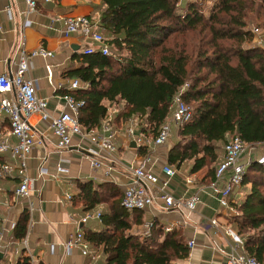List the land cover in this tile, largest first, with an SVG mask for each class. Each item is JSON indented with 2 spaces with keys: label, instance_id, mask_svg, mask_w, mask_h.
Listing matches in <instances>:
<instances>
[{
  "label": "trees",
  "instance_id": "16d2710c",
  "mask_svg": "<svg viewBox=\"0 0 264 264\" xmlns=\"http://www.w3.org/2000/svg\"><path fill=\"white\" fill-rule=\"evenodd\" d=\"M99 1V24L110 36L111 54L74 52L76 64L65 72L87 83L67 92L83 101L77 117L85 131L101 128L109 106L124 111L113 116L114 127L134 115L142 134L155 136L172 112L174 95L188 83L181 98L191 106V117L177 125L168 164L192 161L191 172L206 166L214 178L220 146L230 135L237 134L246 147L264 146V49L248 46L252 33L246 28L247 17L255 10L259 15L264 0H217L208 17L196 1L182 6L178 0ZM260 23L264 26V16ZM197 29L199 39H188ZM176 34L179 38L170 43ZM246 184L249 193L235 205L237 214L230 220L243 252L264 264V166L255 159L243 173ZM76 185L73 200L84 211L104 205L98 229L83 231L104 264H173L187 256V245L174 232L153 226L149 236L131 234L143 210H126L123 192L113 183L84 180ZM27 221L23 210L14 238L25 236ZM14 264H30V259L21 256Z\"/></svg>",
  "mask_w": 264,
  "mask_h": 264
},
{
  "label": "crops",
  "instance_id": "0c3cea01",
  "mask_svg": "<svg viewBox=\"0 0 264 264\" xmlns=\"http://www.w3.org/2000/svg\"><path fill=\"white\" fill-rule=\"evenodd\" d=\"M36 2L35 11L26 13L23 0H0V73L15 72L21 51L30 52L40 46L50 50V57L32 58L27 77L33 80L36 95L46 100L47 110L52 115H58L69 112L64 95L68 94L70 81L76 78L67 77L65 72L72 64H76L72 60V54L81 53L89 43L78 34L65 36L62 33L63 19L88 14L100 16L102 4L99 0ZM107 112L111 114V118L118 114L116 109L109 106ZM30 120L39 132V143L33 145L26 158L27 173L35 177L34 188L27 199L16 200L14 195L20 181V174L17 172L19 162L8 152L0 153V162L10 163L15 168L11 175L0 178V237L3 244L0 249V264H14L21 256L29 257L32 264H104L100 250L93 251L90 246L89 253L83 255L77 246L70 250L64 246L77 229H98L99 219L91 218L84 223L80 219L87 213L96 214L104 209L101 204L90 211H84L80 204L74 202L77 181L111 182L123 192L132 182L127 167L138 166L143 162L146 169L151 170L159 179H166L161 168L163 165H170L168 151L178 140L177 126H172L175 136H170L171 139L169 137L163 146H154L151 141L133 145L132 136L125 130V119L120 121L119 126L115 127L118 132L116 149L112 153L102 152L100 160L104 164L103 168L96 169L92 167L86 154L88 148L95 147L89 138L73 135L71 146L59 150L49 128V121L35 122L36 117H31ZM135 128V136L153 137L142 134L137 118ZM94 135L97 136V131H94ZM2 141L14 144L17 139L10 133L7 118L0 113V143ZM256 147L263 150V146H248L240 161L245 163L259 158L262 151H256ZM222 158L223 146H220L218 161ZM58 163L66 170L57 171ZM191 165L192 161L188 160L178 166L171 165L176 172L168 180L167 191L182 200L197 195L195 208L188 210L183 207L178 212L165 209L162 202L156 199L152 206L141 212V221L133 223L129 232L145 235L143 224L152 221L153 226L161 227L163 232H174L186 245L188 240L194 241L192 247L187 246V256L177 259L173 264H227L226 254L233 240L226 234V230L231 229L237 233L230 220V216L237 214V211L231 213L221 207L210 184L216 181L218 188L223 187L230 171L215 180V176L211 178L208 174L206 166L191 172ZM107 166H112V171L106 176L104 167ZM40 167L45 169L42 176H38ZM188 179L191 180L190 183L187 182ZM249 189L250 185L246 184L232 191L229 201L234 209L246 197ZM23 210L28 213L26 233L22 239H16L13 228ZM211 219H216L217 225H208V220ZM167 226L171 228L169 231H165Z\"/></svg>",
  "mask_w": 264,
  "mask_h": 264
},
{
  "label": "built area",
  "instance_id": "2783aa9c",
  "mask_svg": "<svg viewBox=\"0 0 264 264\" xmlns=\"http://www.w3.org/2000/svg\"><path fill=\"white\" fill-rule=\"evenodd\" d=\"M26 5V13L35 11L36 0H23ZM55 0H44L50 3ZM100 16L94 15H79L66 17L63 19L62 33L65 36L70 34H78L89 43L82 49L83 54L98 52L102 55H110L111 50L108 45V38L101 32ZM253 38L251 46L261 47L264 49V32L259 28L253 27L250 29ZM41 56L44 58L52 56V52L47 48L40 46L30 52L21 51L17 68L13 74L0 73V113L3 114L10 126V133L17 141L9 143L2 141L0 143V153L8 152L10 156L19 162L17 172L20 174V181L14 191L16 200L28 198L35 185V177L27 173L26 158L30 153L31 148L35 143H39V132L35 128V124L31 122V117H36L35 122L48 120L49 128L55 137V145L59 150L66 149L71 146L73 135L89 138L94 144V148H88L86 154L90 159L93 168H103L101 153H112L116 149L115 139L118 137L117 129L112 124L110 113H106L101 128L97 130V136L94 135V130L85 131L78 122V109L82 106V100H76L72 95L65 94L64 100L68 106L69 112H62L58 115H52L47 110V102L43 98H39L35 92V85L32 79L27 77V73L31 66L32 58ZM87 83H81L78 79H72L68 85V90L78 88H86ZM188 87L185 83L179 91L174 95L172 103L173 108L170 117L167 118L158 128L157 134L150 137L143 135L135 136L136 118L130 116L126 119L125 130L128 135L132 136L136 145H142L144 142L151 141L154 146H163L167 143L173 125H179L187 122L191 117V106L184 102L181 98L182 92ZM246 145L242 142L237 134L230 135L226 143L223 145V158L219 162L215 170V180L222 178L226 171H230L226 183L223 187L218 188L216 181L210 184L213 191L216 193L218 202L221 207L227 209L231 213H236L232 207L229 196L235 188L242 186L243 173L246 165L249 163L241 162V155L246 149ZM257 160L264 166V146L262 153ZM104 174L110 175L112 166L104 167ZM57 171H65L66 169L60 163L56 166ZM15 170L12 164L0 162V178H5ZM175 167L171 165H163L162 173L166 179H159L151 170L146 169L144 162L138 166L130 165L127 171L131 176V184L123 190L121 200L122 206L128 210H144L154 204L156 199L162 202L165 209H173L180 212L183 207L188 210H193L198 202L197 195H192L186 200L175 198L167 191L168 180L174 176ZM45 169L40 167L38 176H42ZM190 179L187 180L190 183ZM68 198L70 196H67ZM100 218V213L94 215L85 214L80 220ZM207 222V221H206ZM208 225H217L216 219L208 220ZM144 234L149 236L153 222L146 221L143 224ZM170 226L165 227V231H169ZM226 234L233 240L229 251L226 254L227 264H263L255 257L248 255L242 250V240L240 236L231 229L226 230ZM194 244L193 240H188V248ZM67 250L77 246L83 255L89 253L90 245L84 239L83 231L77 229L71 234L68 240L64 243ZM3 248L0 237V249ZM30 264H32L30 262Z\"/></svg>",
  "mask_w": 264,
  "mask_h": 264
},
{
  "label": "rangeland",
  "instance_id": "374dc122",
  "mask_svg": "<svg viewBox=\"0 0 264 264\" xmlns=\"http://www.w3.org/2000/svg\"><path fill=\"white\" fill-rule=\"evenodd\" d=\"M187 1H196L202 8H201V10H202V12H203V14H204V16L205 17H208L209 16V14L212 12V10H213V8L214 7H216L215 5L217 4V0H178V4H180L181 6L182 5H184V3L185 2H187ZM257 11H259V15H256L257 13H256V10L254 11V12H252L251 13V15L250 16H248L247 18H248V21H247V24H246V28L247 29H251V28H253V27H257V28H259L262 32H264V26L263 25H261V19H262V17L264 16V8L262 9V10H258L257 9ZM89 15V14H88ZM199 29H197L196 31H191V32H189V34H188V39H192L193 37H195V39H199V36H198V34H199ZM203 33H205L204 31H203ZM203 33L201 34V37H202V35H203ZM253 35V34H252ZM106 36V35H105ZM174 37H176V38H179L178 37V34H176V35H174L173 37H171V38H169V40L171 41L170 43H173L174 41H175V39L173 40L172 38H174ZM181 38V37H180ZM168 40V41H169ZM253 41V38H252V40L248 43V42H246V43H248L249 45L248 46H251V42ZM111 108H113V107H111ZM117 110V112L119 113V112H121L122 111V109L121 108H118V109H116ZM127 116V115H126ZM130 116H127L126 118L124 117V119H125V121H126V119H128ZM124 119L122 120V121H124ZM171 135V137H172V135H174L175 134V130L172 128L171 129V133H170ZM175 136V135H174ZM171 137H170V139H171ZM255 150L256 151H259L260 153H261V151H262V148L261 147H256L255 148ZM87 214H90V215H94V212H91V213H87Z\"/></svg>",
  "mask_w": 264,
  "mask_h": 264
},
{
  "label": "water",
  "instance_id": "95a60500",
  "mask_svg": "<svg viewBox=\"0 0 264 264\" xmlns=\"http://www.w3.org/2000/svg\"><path fill=\"white\" fill-rule=\"evenodd\" d=\"M133 145H135V142L132 143ZM2 257V253H0V258Z\"/></svg>",
  "mask_w": 264,
  "mask_h": 264
}]
</instances>
